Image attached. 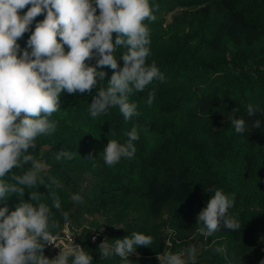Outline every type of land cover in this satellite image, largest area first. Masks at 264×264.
Here are the masks:
<instances>
[{
    "label": "trees",
    "instance_id": "trees-1",
    "mask_svg": "<svg viewBox=\"0 0 264 264\" xmlns=\"http://www.w3.org/2000/svg\"><path fill=\"white\" fill-rule=\"evenodd\" d=\"M150 4L156 19L145 22L151 29L148 62L154 60L165 77L154 84L153 104L145 102L147 91L135 93L130 101L137 104L138 117L125 122L112 108L107 116L93 119L88 113L91 95L62 92L61 110L50 118L58 121L56 132L39 137L33 153L46 165L42 175L47 187L26 189L24 199L28 192L38 191L41 202L51 207L49 193H55L69 221L53 209L61 225L54 235L59 237L64 225L78 230L74 242L89 252L92 264H125L119 257H101L98 245L133 231L151 235L154 243L138 247L139 255H131L128 264H158L156 256L164 251L187 252L190 246L196 248L195 264H261L264 0H150ZM28 35L18 40L21 47ZM102 70L106 77L101 84L106 86L112 70ZM249 103L260 110L254 117L246 114ZM233 108L245 120L247 130L242 134L235 133L227 119ZM255 119L261 121L260 128H252ZM133 126L140 134L134 142L135 157L121 159L113 168L103 166L98 152L108 139L124 142V133ZM61 148L77 154L72 160L57 161ZM93 150L101 165L97 168L84 159ZM210 186L235 194L230 211L240 221L239 230L221 228L207 238L199 233L195 217L209 198L204 188ZM73 193L84 202H72ZM17 203L12 195L0 206L6 204L11 212ZM92 234L97 235L95 241L90 240ZM217 247L223 251L215 252ZM44 255L53 258L47 247Z\"/></svg>",
    "mask_w": 264,
    "mask_h": 264
},
{
    "label": "clouds",
    "instance_id": "clouds-1",
    "mask_svg": "<svg viewBox=\"0 0 264 264\" xmlns=\"http://www.w3.org/2000/svg\"><path fill=\"white\" fill-rule=\"evenodd\" d=\"M40 15L44 18L37 22ZM155 19L150 0H0V201L12 195L19 200L11 212L6 204L0 206V264H92V256L74 242L73 235L63 244L57 242L54 230L58 233L61 225L53 209L64 222L69 221V213L55 193H49L51 207L41 202L38 191L28 192L24 199L26 189L47 187L42 175L46 165L33 153L39 137L56 132L58 121L50 118L61 110L62 92L91 95L88 113L93 119L107 116L112 108L118 109L125 122L138 117V106L130 101L135 93L147 91L145 102L153 104L154 84L165 80L156 62H148L151 29L145 22ZM25 34L29 35L21 47L18 40ZM105 67L112 70L106 86L101 84ZM259 111L251 103L246 106L249 117ZM237 113L239 109L233 108L227 119L235 133L242 134L246 124ZM251 126L260 128L261 121L255 119ZM124 135V142L108 139L98 152L103 166L113 168L121 159L135 157L134 142L140 138L137 127ZM76 154L61 148L55 160H72ZM84 159L93 168L101 166L94 150ZM204 192L209 198L195 217L199 233L207 238L221 228L239 230L240 221L230 211L235 194L214 186ZM70 200L84 202L79 193L71 194ZM153 243L151 235L133 231L111 244L105 238L98 249L101 257H119L128 264L131 255H139L138 247ZM49 245L60 249L53 258L44 255ZM156 259L158 264H195L196 248L164 251Z\"/></svg>",
    "mask_w": 264,
    "mask_h": 264
},
{
    "label": "rangeland",
    "instance_id": "rangeland-1",
    "mask_svg": "<svg viewBox=\"0 0 264 264\" xmlns=\"http://www.w3.org/2000/svg\"><path fill=\"white\" fill-rule=\"evenodd\" d=\"M68 229H69V235L70 236H72L73 235V240H74V237H76V234H77V232H79L78 230H76V229H74L73 227L71 228V226H69L68 225ZM94 236H97L96 234H92V236H91V241H93V237ZM60 244H63V243H65V241H63V243L62 242H59ZM54 247V246H53ZM59 251H60V249L59 248H56V247H54V248H50V255L52 256V257H54V256H56L58 253H59Z\"/></svg>",
    "mask_w": 264,
    "mask_h": 264
},
{
    "label": "built area",
    "instance_id": "built-area-1",
    "mask_svg": "<svg viewBox=\"0 0 264 264\" xmlns=\"http://www.w3.org/2000/svg\"><path fill=\"white\" fill-rule=\"evenodd\" d=\"M70 235H69V229H68V226L65 225V227L61 230V235L59 237H57V242H62L65 241L67 242L68 239H69ZM47 248H54L53 246L49 245V246H46Z\"/></svg>",
    "mask_w": 264,
    "mask_h": 264
},
{
    "label": "water",
    "instance_id": "water-1",
    "mask_svg": "<svg viewBox=\"0 0 264 264\" xmlns=\"http://www.w3.org/2000/svg\"><path fill=\"white\" fill-rule=\"evenodd\" d=\"M262 236H260V238H261Z\"/></svg>",
    "mask_w": 264,
    "mask_h": 264
}]
</instances>
